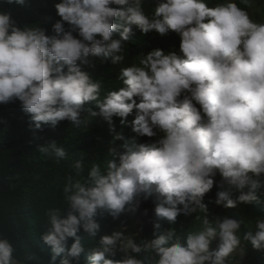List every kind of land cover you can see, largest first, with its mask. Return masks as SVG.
<instances>
[{
  "label": "clouds",
  "instance_id": "9594fccd",
  "mask_svg": "<svg viewBox=\"0 0 264 264\" xmlns=\"http://www.w3.org/2000/svg\"><path fill=\"white\" fill-rule=\"evenodd\" d=\"M0 3L25 6L29 0ZM144 3L60 0L54 7L61 19L52 34L39 25L22 28L10 11H0V104L18 100L34 134L44 124L54 128L67 120L79 128L102 118L115 133L114 143L125 137L116 132L113 118L127 126L135 111L132 131L159 136L153 143L125 141L110 148L106 170L93 163L87 176L84 161L74 162V175H67L63 186L67 208L48 209L41 235L52 249L51 264L58 258L59 264H81V230L95 238L101 230L98 216L136 212L153 194L159 201L157 221L174 224L181 214L207 213L204 198L217 172L223 190L216 205L235 208L258 200V191L264 196V23L250 17L252 0H240L243 8L235 0L214 6L208 0H155L151 15ZM133 26L145 35L174 32L179 51L141 53L138 64L120 68L123 87L102 98V81L83 69L95 67L97 58L121 64L125 42L135 36ZM90 102L95 109L86 107ZM37 151L57 162L67 158L55 140ZM202 224L183 241L169 229L139 243L121 225L100 236L86 264H230L234 254L244 257L242 240L264 252V219L257 218L255 231L242 237L241 222L230 216L211 220L205 215ZM14 251L7 238H0V264H26ZM142 252L151 256L137 258Z\"/></svg>",
  "mask_w": 264,
  "mask_h": 264
},
{
  "label": "trees",
  "instance_id": "16d2710c",
  "mask_svg": "<svg viewBox=\"0 0 264 264\" xmlns=\"http://www.w3.org/2000/svg\"><path fill=\"white\" fill-rule=\"evenodd\" d=\"M59 2L60 0H29L25 6L0 3V11H10L22 28L39 25L46 28L48 34H52V25L61 19L54 7ZM208 2L209 6H214L221 0H208ZM235 2L240 7H245L240 4V0ZM154 8L155 0H145L144 9L147 14L151 15ZM249 14L254 21L264 23V7L260 11L249 12ZM65 27H68L66 22ZM133 30L135 36L132 40L125 42V60L121 64L101 63L97 58L95 67L85 66L83 69L90 72L95 79L102 81V98L108 92L123 87L122 82L117 78L120 68L138 64L141 53L147 54L157 48L166 52L173 49L179 51L180 38L174 32L160 35L153 30L145 35L136 26H133ZM74 35L77 34L74 33ZM86 107L95 109V102H90ZM134 118L135 111L127 118L129 122L127 126L121 125V118H113L116 132H122L125 137V140H117L113 143L115 133L110 131L109 124L102 118H94L87 125H81L79 128L74 127L67 120L61 121L54 128L50 124H44L43 130L34 134L30 115L22 110L18 100L14 103L0 104V238H7L13 244L14 256L17 259L25 260L26 264H51L52 249L42 241L41 235L48 227L46 215L48 209L65 210L67 208L63 186L65 177L69 174L74 175L72 169L74 162L84 161L83 175L87 176L93 163L100 164L102 170H106L107 161L112 159L109 155L110 148H119L125 141L148 144L159 138V136L151 138L138 136L134 133L131 127V121ZM53 140L65 148L66 159L57 162L54 156L37 151L39 145ZM219 175L217 172L214 177V187L204 198L208 206L207 213L198 211L187 216L181 214L174 224L166 220L157 221L154 207L159 201L153 194L141 203L136 212L125 211L119 218H113L107 214L98 216L101 230L97 237L93 238L83 230L79 233L85 247L81 264H86L87 254L90 249L97 246L100 236L110 234L114 229L119 230L121 225L127 229L125 235L133 236L138 243L144 239L156 238V235L169 229H174L176 238L181 241L189 232L200 231L203 228L204 216L210 217L213 211H218L212 206L217 192L222 190L217 181ZM257 196L258 200L245 204V207L255 219H264V196L260 195V191L257 192ZM225 210L227 214L224 215L241 222L239 235L242 237L249 230L236 208H225ZM156 222L161 224L158 231L154 228ZM73 242L74 239L70 238L69 247ZM251 252L259 257V250L251 247ZM149 256L151 253L142 252L137 255V258L144 259ZM56 264H59V258Z\"/></svg>",
  "mask_w": 264,
  "mask_h": 264
},
{
  "label": "rangeland",
  "instance_id": "374dc122",
  "mask_svg": "<svg viewBox=\"0 0 264 264\" xmlns=\"http://www.w3.org/2000/svg\"><path fill=\"white\" fill-rule=\"evenodd\" d=\"M264 7V0H252V6L248 8V12H254V11H260ZM162 135V134H161ZM218 184L220 185L222 181V177L219 175L217 177ZM223 190V189H222ZM238 195V193H235ZM215 210H218L222 212L223 214H227L226 210L222 206H218L215 203L212 206ZM238 214L240 215L242 221L244 222V225L247 227V229L250 231H255L256 227V219L251 214L248 213L245 204H240L237 207H235Z\"/></svg>",
  "mask_w": 264,
  "mask_h": 264
},
{
  "label": "built area",
  "instance_id": "2783aa9c",
  "mask_svg": "<svg viewBox=\"0 0 264 264\" xmlns=\"http://www.w3.org/2000/svg\"><path fill=\"white\" fill-rule=\"evenodd\" d=\"M224 216L226 215H224L219 211H213L209 219L214 220L217 217L222 218ZM144 240H150V239H144ZM215 246H216V242L213 243L212 247ZM241 247L244 249V257L241 258L239 254H234L232 257H230V264H264V252L259 251V257L255 256L251 252V246L243 240L241 241Z\"/></svg>",
  "mask_w": 264,
  "mask_h": 264
}]
</instances>
